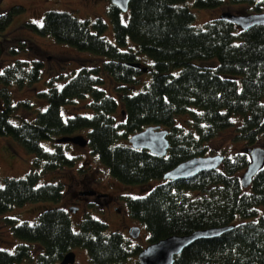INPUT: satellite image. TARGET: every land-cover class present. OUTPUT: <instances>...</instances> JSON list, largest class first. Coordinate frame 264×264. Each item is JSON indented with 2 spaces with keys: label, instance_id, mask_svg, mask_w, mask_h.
I'll return each mask as SVG.
<instances>
[{
  "label": "trees",
  "instance_id": "1",
  "mask_svg": "<svg viewBox=\"0 0 264 264\" xmlns=\"http://www.w3.org/2000/svg\"><path fill=\"white\" fill-rule=\"evenodd\" d=\"M1 1V0H0ZM184 0H131L127 11L110 3L107 8L114 41L103 32L107 22L79 18L67 10H47L41 23L27 22L38 35L96 54L95 60L50 76L37 92L47 101L33 120L14 122L19 105L32 108L30 99L14 103L10 85L23 88L42 76L39 58H17L0 71V135L12 136L34 153L33 165L22 177H5L0 184V212L26 201L58 200L62 181L38 183L44 172L72 167L76 156L67 148L66 135L84 131L88 145L110 173L123 183L159 182L145 195L126 196L131 216L148 230V243L199 228L232 225L220 235L199 238L175 255L173 264H264V165L248 187L240 176L250 157L244 150L225 154L223 163L178 180L164 174L188 158L208 154V140L234 124L233 139L255 144L264 135V23L242 29L218 17L197 26ZM225 0H194L196 7H216ZM264 12V0H227ZM12 5L0 13V31L24 10ZM12 48V51H16ZM196 59H216L201 64ZM141 62L137 68L132 64ZM147 66L144 71L142 67ZM146 72L151 77L141 79ZM107 78L113 81L106 90ZM89 100L91 113L65 117L62 106L77 98ZM122 105V117L114 112ZM187 113L186 124L176 116ZM168 129V153L158 155L134 148L128 136L148 125ZM79 130V131H78ZM78 131V132H77ZM83 135V134H82ZM52 141V148L43 140ZM241 216L243 221H236ZM21 241L14 250L0 248V264L33 259L34 243L41 245L34 264H58L74 246L88 249V264L136 261L143 247L131 245L119 230L106 233L107 224L84 215L75 230L69 210L46 207L33 223L8 218ZM147 243V244H148Z\"/></svg>",
  "mask_w": 264,
  "mask_h": 264
},
{
  "label": "rangeland",
  "instance_id": "2",
  "mask_svg": "<svg viewBox=\"0 0 264 264\" xmlns=\"http://www.w3.org/2000/svg\"><path fill=\"white\" fill-rule=\"evenodd\" d=\"M111 0H1L0 13L7 10L12 5L18 4L25 7L24 10L13 14L9 25L5 30L0 31V71L10 61L17 58H39L43 61L41 78L19 88L17 85H10L12 99L18 104L20 100L30 99L34 105L32 108H26L19 105L16 115L12 117L14 122H20L23 118L33 120L37 112L45 109L47 101L40 98L37 92L47 87L46 80L50 76H55L60 72L69 74L74 68H79L84 63L95 60L96 54L80 50L77 47L56 40L52 35H38L33 32L26 24L27 22L41 23L43 15L47 10H67L79 18H89L91 20L97 17L103 18L107 22V28L103 34L114 41V31L107 11ZM187 5L195 14V24L204 26L212 18L218 17L223 11H231L238 14L250 12V5L246 3H233L225 0L220 6L216 7H196L194 0H184L181 2ZM16 48V51H12ZM217 63L216 59H196V63L209 64ZM151 73L146 72L141 79ZM106 90L111 91L113 81L107 78ZM86 98H77L75 102L62 106V113L65 117L72 113L90 114L91 110L86 102ZM3 108L0 99V109ZM122 105L119 102L114 112L117 120L122 117ZM187 113L176 116V122L186 124ZM234 124L220 131L216 136L208 140V154H232L235 151L244 150L247 145H264V135L260 136L255 144H247L242 140H234L233 134L236 126L241 121L240 114H234ZM79 131V130H78ZM77 131V132H78ZM84 130L76 134L85 135ZM131 135V134H130ZM128 141V140H127ZM43 144L52 148V141L43 140ZM70 156H76L75 164L72 167H64L59 170L44 172L38 183L46 181H62L63 194L58 200L26 201L20 205H14L12 208L0 212V248L14 250L17 243L21 240L17 238L11 227L8 218L16 217L19 221L33 223L37 220L38 213L46 207L63 206L69 210L72 226L75 230L79 229V222L86 214L99 218L106 222V233L119 230L129 244H140L145 246L148 243V230L146 225L139 219L130 215L128 210L126 196H141L147 194L159 182L157 179L150 180L142 184L123 183L110 173L108 168L92 153L88 144L81 146L70 142L67 148ZM34 153L27 150L24 145L8 135H0V184H3L5 177H22L32 167ZM89 189L93 194L86 195L83 199L86 203L83 206L78 202L77 191L79 189ZM105 193L102 195L100 193ZM121 195L122 199H121ZM113 197L120 198V202L113 200ZM68 205H80L77 211L70 210ZM117 207V208H115ZM264 214V206L260 208ZM245 218L238 216L236 221H243ZM132 225H138L141 228L140 235L132 237L129 229ZM42 247L34 243L33 259H25L15 264H34L35 259ZM75 252V261L73 264H88V249L82 245H76L72 249ZM134 262V261H132Z\"/></svg>",
  "mask_w": 264,
  "mask_h": 264
},
{
  "label": "water",
  "instance_id": "3",
  "mask_svg": "<svg viewBox=\"0 0 264 264\" xmlns=\"http://www.w3.org/2000/svg\"><path fill=\"white\" fill-rule=\"evenodd\" d=\"M131 0H111L120 10L127 11ZM223 18L232 20L242 29H247L259 23H264V12H254L238 14L231 11H223L220 15ZM140 68L141 62L132 64ZM144 71L148 70L147 66L142 67ZM60 141H71L81 146L88 143V139L82 134L66 135L59 139ZM128 141L134 148H146L152 153L166 155L169 149L168 129L160 124L148 125L145 128L132 133ZM246 152L250 155V161L240 176L243 187H248L252 183L254 175L264 165V146L254 145L246 146ZM225 158V154L216 153L208 155H198L181 161L175 167L164 174V178L178 180L193 176L205 169L219 167ZM85 194H93L92 190L84 191ZM71 210L76 211L77 207L71 206ZM232 225L210 226L196 229L190 233L172 234L161 238L157 241L146 244L137 254L136 262H126L123 264H173L175 255L181 253L185 247L199 238H209L220 235ZM141 228L133 225L129 229L132 237L140 235ZM75 261V252L69 251L65 254L59 264H73Z\"/></svg>",
  "mask_w": 264,
  "mask_h": 264
},
{
  "label": "flooded vegetation",
  "instance_id": "4",
  "mask_svg": "<svg viewBox=\"0 0 264 264\" xmlns=\"http://www.w3.org/2000/svg\"><path fill=\"white\" fill-rule=\"evenodd\" d=\"M262 146H264V145H262ZM86 190H89V189H83V188H81V189H79V191H77L78 193H77V200H78V202H81L82 203V205L84 206L85 205V201L83 200L84 198H85V196L86 195H90V194H85L84 193V191H86ZM100 194H102V195H106L105 193H100ZM122 196H124V195H121V199H122ZM112 198H113V200H115L116 202H120L121 200H120V198H118V196L117 197H113L112 196ZM123 200V199H122ZM69 207H71V206H75V207H77V208H79L80 207V205H68ZM115 208H117V207H115Z\"/></svg>",
  "mask_w": 264,
  "mask_h": 264
},
{
  "label": "bare ground",
  "instance_id": "5",
  "mask_svg": "<svg viewBox=\"0 0 264 264\" xmlns=\"http://www.w3.org/2000/svg\"><path fill=\"white\" fill-rule=\"evenodd\" d=\"M77 209H78V208H77ZM132 226H133V225H132ZM132 226H131V227H132Z\"/></svg>",
  "mask_w": 264,
  "mask_h": 264
}]
</instances>
